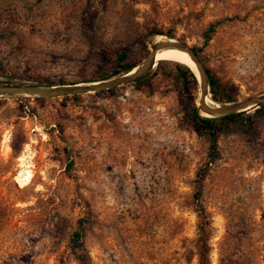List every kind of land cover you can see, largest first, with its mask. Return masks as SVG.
<instances>
[{
    "label": "rangeland",
    "instance_id": "1",
    "mask_svg": "<svg viewBox=\"0 0 264 264\" xmlns=\"http://www.w3.org/2000/svg\"><path fill=\"white\" fill-rule=\"evenodd\" d=\"M153 32L199 49L236 101L264 93V0H0V85H88L107 66L101 53L138 65L169 39ZM161 72L150 94L129 83L0 97V264H199L201 242L203 264H264L262 124L219 136L200 234L192 195L207 145L182 121L172 71ZM195 96L197 106L198 86Z\"/></svg>",
    "mask_w": 264,
    "mask_h": 264
},
{
    "label": "trees",
    "instance_id": "2",
    "mask_svg": "<svg viewBox=\"0 0 264 264\" xmlns=\"http://www.w3.org/2000/svg\"><path fill=\"white\" fill-rule=\"evenodd\" d=\"M216 25V24H215ZM210 25L206 32L203 34V45H206L210 40V36L214 32V26ZM151 35H164L167 38H171L168 35L153 32ZM192 51L197 55L199 49L192 48ZM113 58L109 60L107 55L103 53L100 54V59L105 62L106 67H100L101 72L93 79L85 81L84 83L100 82L108 80L112 77H117L124 75L131 71L136 65L137 62L129 61L127 58L126 52H113ZM199 62L203 66L204 73L206 76V86L208 89L209 99L217 104H231L236 101V95L234 90L227 84L221 82L216 76H214L211 71L204 66L203 61L198 58ZM175 63V62H173ZM167 63L157 62L155 70L153 73L148 72L142 76L139 80L132 83V85L137 90H142L147 94L152 92V77L154 74L163 67V72L161 74L165 75L170 70L173 74V83L177 97V104L180 108L182 121L189 126L192 132L202 140L205 141L207 145L205 160L203 164L195 172L194 178V192L192 195L193 204L195 207L196 216L198 217L200 223V234L204 233L202 228V223L205 221V216L202 214V210L199 205H197V200L199 198L202 181L208 172L212 163L217 159V140L221 134L235 133V134H246L257 124H262L264 129V107L258 105L257 108L250 109L248 111H242L238 113H232L219 118H207L199 114L198 108L195 103V94L197 92V81L194 77L192 70L185 64L176 63L172 64L167 68ZM108 69V70H106ZM43 84L45 86H56V85H72L65 84L63 82H49L44 81L43 83H38V85ZM20 86V85H18ZM111 90H106L105 93H110ZM71 97H76L73 95ZM66 98V97H63ZM24 100L26 98H23ZM34 100H42L40 98H34ZM211 105H214L211 103ZM264 142V140H263ZM264 167V159H263ZM261 219L264 221V210L261 213ZM80 230L73 232L69 238V244L72 249H78L81 246L80 243ZM206 254V248L204 243L201 242L200 250V261L199 264L204 263V258ZM77 259L80 264H86V259L77 255Z\"/></svg>",
    "mask_w": 264,
    "mask_h": 264
},
{
    "label": "water",
    "instance_id": "3",
    "mask_svg": "<svg viewBox=\"0 0 264 264\" xmlns=\"http://www.w3.org/2000/svg\"><path fill=\"white\" fill-rule=\"evenodd\" d=\"M168 48H174L184 52L195 66L197 77H195L194 74L193 75L198 85L197 108L201 116L207 118H219L232 113L248 111L250 109L257 108L258 105L264 107V93L235 101L231 104H224L220 106H217L216 104L215 107H209L205 105L203 99L208 95V89L206 86V76L203 66L191 48H187L184 45L174 42L170 39H161L153 42L150 46L149 55L140 64L136 65L131 71L119 77L97 83H90L88 85H0V97L23 96L34 98H57L78 94L95 93L98 91L108 90L121 85L133 83L139 80L155 66L154 57L156 51L159 49Z\"/></svg>",
    "mask_w": 264,
    "mask_h": 264
},
{
    "label": "bare ground",
    "instance_id": "4",
    "mask_svg": "<svg viewBox=\"0 0 264 264\" xmlns=\"http://www.w3.org/2000/svg\"><path fill=\"white\" fill-rule=\"evenodd\" d=\"M158 39H160V37H158ZM154 60H155V62L170 60V61H174L175 63L185 64L192 70L195 77H197V72H196L194 64L190 61L188 56L180 50L170 48V50H168V51L165 50V52H160V53L156 52ZM203 102L205 105H207L209 107H215L216 106V105H211V102L209 101L208 96H205V98L203 99ZM23 163H25V162H23ZM28 168H29V166L25 167V169L23 168L24 170L17 177L18 181L22 185H27L31 179V171Z\"/></svg>",
    "mask_w": 264,
    "mask_h": 264
}]
</instances>
